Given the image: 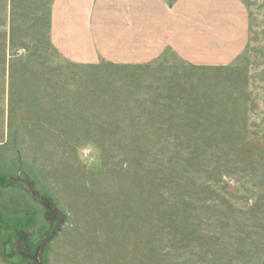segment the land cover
Masks as SVG:
<instances>
[{
    "label": "rangeland",
    "instance_id": "obj_1",
    "mask_svg": "<svg viewBox=\"0 0 264 264\" xmlns=\"http://www.w3.org/2000/svg\"><path fill=\"white\" fill-rule=\"evenodd\" d=\"M163 2L90 58L0 0L2 260L27 215L26 264H264V0Z\"/></svg>",
    "mask_w": 264,
    "mask_h": 264
},
{
    "label": "crops",
    "instance_id": "obj_2",
    "mask_svg": "<svg viewBox=\"0 0 264 264\" xmlns=\"http://www.w3.org/2000/svg\"><path fill=\"white\" fill-rule=\"evenodd\" d=\"M55 29L58 33V45L61 44L63 48L67 47V40H70L67 35L71 33L70 26L76 24L74 32L78 34L86 33L89 35L87 38L89 43L87 45L89 49V57H96L98 48H105L106 46L96 40L97 34L104 27L106 32V41L108 40L107 34L115 31V26L120 23H126L125 18H131L130 25L134 24L135 16L140 18L137 24H153L157 21H162L163 24L169 25L171 18V10H168L165 6L164 0H55ZM153 5L151 7H148ZM147 10L150 11L147 14ZM149 15L150 18L146 19ZM67 18H70L67 19ZM72 18V20H71ZM129 21V20H128ZM129 23V22H128ZM148 30H151L148 29ZM116 31H122L121 28H117ZM146 33V32H145ZM93 34L95 37L91 36ZM78 39H75V42ZM170 38L164 35L158 38L153 44L157 49L161 43L165 45L169 43ZM154 49V50H155ZM151 50V51H154ZM107 55L112 59V53L107 49ZM121 60L119 58H113ZM7 188V187H6ZM10 240V239H9ZM9 242V241H8ZM7 242V244H8ZM6 244V249L8 248ZM5 254L8 259H1L0 264H26V260L13 259V256L18 254L22 258L25 256L18 250L7 249Z\"/></svg>",
    "mask_w": 264,
    "mask_h": 264
},
{
    "label": "trees",
    "instance_id": "obj_3",
    "mask_svg": "<svg viewBox=\"0 0 264 264\" xmlns=\"http://www.w3.org/2000/svg\"><path fill=\"white\" fill-rule=\"evenodd\" d=\"M26 216L27 215H25V217ZM25 217L23 219H21V221L19 222V227H17L14 230H12V236L10 237L9 245H10V247H13V249H16L19 252H21L25 256L26 260L31 263V257H29L28 254L23 253L20 249L15 248L14 244H13L16 240L18 241V239L20 238L21 235H23L25 237L28 228L30 226H32V224H30V223H25L26 222ZM13 231H16V232L14 233Z\"/></svg>",
    "mask_w": 264,
    "mask_h": 264
}]
</instances>
